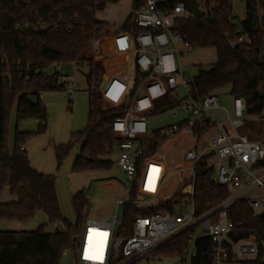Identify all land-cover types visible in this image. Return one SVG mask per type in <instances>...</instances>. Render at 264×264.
Here are the masks:
<instances>
[{"label":"trees","instance_id":"1","mask_svg":"<svg viewBox=\"0 0 264 264\" xmlns=\"http://www.w3.org/2000/svg\"><path fill=\"white\" fill-rule=\"evenodd\" d=\"M120 0H0V193L8 189L15 199L0 201V221L27 222L39 212L47 216V224L61 223L63 230H46L42 224L33 230L0 229V264H61L63 254L76 248L86 221L85 210L89 201L84 191L71 196L76 215L71 223L61 212L56 190V177L36 169L27 152L21 149L25 142L45 132L46 110L41 107V94L63 91L65 82L59 81L73 65L87 66L88 119L84 130L73 134L70 140L55 147L58 170L72 149L84 143L81 157L74 170H110L114 162L108 159L115 152L120 140L112 131L113 120L123 115L124 106L104 102L101 82L105 75L102 60L88 54L92 43L109 36L113 30L108 23L97 18V12L108 3ZM181 1L189 11V0L159 2L161 9L170 8ZM245 16L239 25L233 23L232 0H203L205 15L196 18L191 13L175 21L174 29L183 41L193 48L211 47L216 51V62L208 70L200 69L189 84L190 95L196 100L216 94L230 87L234 98H242L248 116L264 117V0H245ZM138 3L134 5V10ZM133 10V11H134ZM133 11L119 30L138 29L132 25ZM29 22L32 28L21 30L17 25ZM43 25L39 28L37 25ZM245 42L240 43V37ZM54 66L55 71L48 69ZM60 67V70L56 69ZM133 70L138 78L141 72ZM69 100V102H71ZM180 100L171 95L156 101L153 111L161 114L174 109ZM16 104V118L33 117L39 124L35 132L17 130L14 147L7 145V124L10 112ZM209 124L195 127L193 134L200 138L209 130ZM256 138V135H254ZM167 139L158 130L153 131L146 152L149 156L158 152ZM212 152L204 154L195 165L194 194L176 192L171 198L140 209L125 204L123 221L117 229L118 236L131 234V225L138 215L167 212L174 214L179 208L193 203L197 215L204 213L225 199L229 190L216 182V166ZM133 185L131 198H136ZM233 222L228 238L236 242L254 237L259 245L258 257L242 264L262 263L264 240V212L256 214L246 200L234 203L228 209ZM198 225L191 226L152 251L144 258H179L182 263L214 264V242L209 236H195ZM228 256L224 263L233 261V251L225 242ZM191 253L186 258L185 253ZM140 260V259H139ZM139 260L129 264H138ZM120 258L110 264H117Z\"/></svg>","mask_w":264,"mask_h":264},{"label":"built area","instance_id":"2","mask_svg":"<svg viewBox=\"0 0 264 264\" xmlns=\"http://www.w3.org/2000/svg\"><path fill=\"white\" fill-rule=\"evenodd\" d=\"M138 7L133 11L132 25L138 30L127 32L111 30L110 46L112 51L122 54L127 62L132 61L141 75L133 79L128 72H120L109 76L101 94L104 102L113 106H124L123 115L115 118L111 124L113 133L120 139L115 147L117 151L116 167L127 174L130 179L126 198H119L114 203V214L86 219L83 234L80 237L78 257L81 264H110L120 258L117 264H129L143 259L152 251L169 241L191 226L198 225L202 236H209L214 242V264H223L228 256L225 242H229L233 251V259L251 261L258 257L259 245L254 237L230 241L228 235L233 222L228 209L237 201L246 200L256 214L264 212V123L259 139L254 132L246 133L245 127L249 116L242 98L233 99V116L227 115L222 122H215L209 111L220 108V100L216 94L202 100L190 95L189 77L182 69L181 57L185 52L179 45L188 46L174 29L175 21L190 12L183 2L178 1L173 7L161 9L156 0H136ZM201 7L203 0H198ZM39 28L43 25L38 24ZM32 28L29 22L17 25V29ZM245 42L244 37L238 40ZM77 65H73L59 81L65 82V94L71 96L78 88L76 80ZM185 91L180 98L179 90ZM171 95L179 99L176 108L186 112V117L177 124L161 128L162 136L171 137L181 130L193 134L195 127L201 129L205 122L209 124L208 148L199 151L192 142L183 153V162L177 168H171L164 157L156 152L144 156L148 142L153 134L149 129L146 112L153 110L156 101ZM41 107H45L42 101ZM40 124H43L41 122ZM228 125V126H226ZM24 149V146L21 147ZM207 152H212L211 161L217 164L216 182L228 188L229 193L220 203L197 215L194 205L179 208L171 214L159 212L138 215L131 225V234L118 236L117 229L122 224V212L119 208L125 204H133L140 209L158 203L167 179L177 174L183 184L184 193L191 198L194 194L195 165ZM133 185L137 196L131 198ZM91 240L89 242V235ZM106 234V235H105ZM187 252L184 257L188 258Z\"/></svg>","mask_w":264,"mask_h":264},{"label":"rangeland","instance_id":"3","mask_svg":"<svg viewBox=\"0 0 264 264\" xmlns=\"http://www.w3.org/2000/svg\"><path fill=\"white\" fill-rule=\"evenodd\" d=\"M133 1L121 0L118 3H109L104 10L97 12V18L119 30L132 11ZM156 1L166 2L168 0ZM232 5L234 13L232 21L234 24L239 25L245 16L246 2L245 0H232ZM110 36L93 42L88 54L95 57V59L102 60L105 67V75L111 76L120 72H128L131 79H133L134 70L132 61L127 62V58L124 55L112 51ZM179 47L185 51L182 54L181 63L183 71L189 77L197 75L200 69H210L216 62L217 57L214 48H193L190 45L186 49L182 45H179ZM56 69L60 70V67ZM54 71V66L48 69L49 73H53ZM88 71L87 66L78 67L75 71L78 88L71 96V102L68 101L69 96L64 91L42 93L46 110L47 128L45 132L33 136L24 144L31 164L41 172L55 175L61 212L71 223H75L76 221V215L71 203V196L73 194L84 191L89 201V205L85 210V219H97L115 213L114 203L119 198H126L128 183H130L127 174L120 171L115 165L118 158L117 151L108 157V159L114 162V166L110 170H74L70 173H60L57 168L55 147L67 143L73 134L84 130L87 126L88 91L85 77ZM229 91L230 87H226L216 92L220 100V108L212 109L208 113L213 121L217 123L224 121L227 115L230 117L233 116V96ZM178 94L180 98H184L186 95L182 89L179 90ZM145 115L149 120V129L151 131H157L161 128L179 123L186 117V112L181 108H176L161 114L151 110L146 112ZM40 123L41 121L33 117L17 120L15 104L10 112L7 124V145L9 150H12L14 147V138L17 130L35 132ZM263 123L264 117L249 116V121L246 122L245 127L241 130L249 134L250 132H254L256 138L259 139L261 137ZM208 141L209 132H206L195 141L192 133L181 130L179 133L167 137L166 141L159 147L157 154L162 155L169 167L175 169L183 162V153L191 146L192 142L196 144L194 146L195 149L202 151L208 148ZM214 164L217 169V164L215 162ZM183 186L179 182V177L176 173L170 175L159 200L165 197L169 199L176 192L185 194ZM121 212L122 208H119L118 213ZM14 223H21L23 227L16 229V227L12 226ZM42 224H47V216L44 212H39L35 218L27 222L8 223L0 221V229L33 230ZM84 226L80 237L83 234ZM46 230L49 232L63 230V225L61 223L47 224ZM199 235L200 231L198 230L195 236ZM79 240L76 248L68 249L63 254L61 264H81L78 257ZM138 264L189 263H182L179 258L163 257L160 259L143 258L138 261Z\"/></svg>","mask_w":264,"mask_h":264},{"label":"water","instance_id":"4","mask_svg":"<svg viewBox=\"0 0 264 264\" xmlns=\"http://www.w3.org/2000/svg\"><path fill=\"white\" fill-rule=\"evenodd\" d=\"M189 12L193 17L196 18H200L205 15V11L200 7L198 0H189ZM96 60H100V59L96 58ZM108 78H109L108 75H104L100 88H103ZM83 147H84V143H80L72 149L71 154L66 159H64L63 164L59 169L60 173H70L74 171L76 163L81 157V152ZM261 245L263 248L262 263H264V240L261 241Z\"/></svg>","mask_w":264,"mask_h":264},{"label":"crops","instance_id":"5","mask_svg":"<svg viewBox=\"0 0 264 264\" xmlns=\"http://www.w3.org/2000/svg\"><path fill=\"white\" fill-rule=\"evenodd\" d=\"M121 1V0H120ZM118 3V2H117ZM137 2H136V0H134L133 1V3H132V11L134 10V5L136 4ZM109 4V3H108ZM131 11V12H132ZM129 16V15H128ZM114 29H116V28H114ZM117 30V29H116ZM113 33V32H112ZM111 33V34H112ZM110 34V35H111ZM107 37H109V36H107ZM110 38H111V36H110ZM95 42V41H94ZM41 97H42V94H41ZM25 148V147H24ZM25 150H26V148H25ZM166 198H168V197H165V198H163V200H166ZM15 198L14 197H12L11 195H10V193H9V190L8 189H5V191L0 195V201L1 202H8V201H12V200H14ZM87 219H89V218H87ZM92 219H96V218H92ZM2 222H19V221H7V220H3ZM13 224V223H12ZM13 227H16V229H18V228H22L23 227V225L20 223H14V225H12ZM200 236H202L201 234H200ZM223 264H242L241 263V261H238V260H235V259H233V261L232 262H227V263H223Z\"/></svg>","mask_w":264,"mask_h":264},{"label":"bare ground","instance_id":"6","mask_svg":"<svg viewBox=\"0 0 264 264\" xmlns=\"http://www.w3.org/2000/svg\"><path fill=\"white\" fill-rule=\"evenodd\" d=\"M91 234H92V232H91L90 235H89V242H90V240H91V238H92V237H91Z\"/></svg>","mask_w":264,"mask_h":264},{"label":"snow or ice","instance_id":"7","mask_svg":"<svg viewBox=\"0 0 264 264\" xmlns=\"http://www.w3.org/2000/svg\"><path fill=\"white\" fill-rule=\"evenodd\" d=\"M106 235V234H105Z\"/></svg>","mask_w":264,"mask_h":264}]
</instances>
